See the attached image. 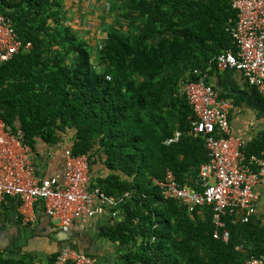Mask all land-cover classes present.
Segmentation results:
<instances>
[{
  "label": "trees",
  "instance_id": "obj_1",
  "mask_svg": "<svg viewBox=\"0 0 264 264\" xmlns=\"http://www.w3.org/2000/svg\"><path fill=\"white\" fill-rule=\"evenodd\" d=\"M112 1L102 21L111 12L115 18L108 20L106 35L93 32L92 40V28L84 26L81 34L75 24L81 15L74 19L64 0H0V15L33 44L0 65L1 117L13 132L22 130L33 154L40 139L49 146L67 139L64 151L89 154L91 172L102 164L107 174L92 172V186L123 198L121 218L102 227L104 237L122 246V263L246 264L251 255L264 260V215L237 223L227 216L225 242L214 237L212 206L190 212L179 198H165L156 182L171 170L180 186H198L209 151L203 137L188 134L195 113L180 89L204 74L214 84L217 56L236 50L229 31L238 19L233 0ZM247 86L264 102L255 86ZM220 96L245 104L241 96ZM178 130L180 139L167 143ZM243 151L264 156V129ZM240 244L245 251L237 250ZM0 264L36 263L24 254L0 255Z\"/></svg>",
  "mask_w": 264,
  "mask_h": 264
},
{
  "label": "built area",
  "instance_id": "obj_2",
  "mask_svg": "<svg viewBox=\"0 0 264 264\" xmlns=\"http://www.w3.org/2000/svg\"><path fill=\"white\" fill-rule=\"evenodd\" d=\"M238 19L229 28L236 50L228 49L216 58L219 69L240 71L245 81L255 86L264 97V0H233ZM33 44L24 43L12 22L0 15V65ZM207 75L181 84V93L192 105L195 119L188 134L203 137L209 160L200 167L198 186H180L174 173L168 170L163 187L165 198H179L193 212L195 208L212 206L214 237L228 242L227 216L233 223L249 222L259 215L264 194V156H247L246 140L232 132L230 112L236 108L230 98L220 96L214 84L206 83ZM183 135L176 131L167 143ZM63 168L55 175L39 173L31 147L24 142L22 130L13 132L0 115V201L15 197L22 201L21 210L39 202L44 211L69 232L81 217L109 215L114 222L121 218L120 200L92 186L89 154L76 155L70 148L63 154ZM128 195V194H127ZM237 250L245 251L244 244ZM53 264H99L95 256L77 251L69 245L57 254ZM246 264H264L262 258L251 255Z\"/></svg>",
  "mask_w": 264,
  "mask_h": 264
},
{
  "label": "crops",
  "instance_id": "obj_3",
  "mask_svg": "<svg viewBox=\"0 0 264 264\" xmlns=\"http://www.w3.org/2000/svg\"><path fill=\"white\" fill-rule=\"evenodd\" d=\"M78 2L79 0H76L73 4L72 0H64L68 9L77 6ZM219 84L223 90L220 89ZM214 85L223 93H226L224 90L256 91L247 86L240 71L231 69H220V76L215 78ZM257 111L259 110L248 107L246 100L243 106L236 105L229 115L232 132L246 141L258 135L264 129V118L259 117ZM69 142L70 140L66 139L64 143L49 146L41 139L38 141L33 155L40 174L50 176L61 171L64 149ZM92 169L95 176L107 174L106 169L102 168L99 162L95 163ZM21 205L22 201L15 197L0 201V255L3 258L21 257L27 254L36 264H49L55 254L69 245L77 251L95 256L99 264H124L120 260L122 246L102 235L103 225L115 223L109 215L81 217L65 235L62 228L46 214L41 203L34 202L27 209V213L21 210ZM259 214L264 215V194L259 205Z\"/></svg>",
  "mask_w": 264,
  "mask_h": 264
},
{
  "label": "rangeland",
  "instance_id": "obj_4",
  "mask_svg": "<svg viewBox=\"0 0 264 264\" xmlns=\"http://www.w3.org/2000/svg\"><path fill=\"white\" fill-rule=\"evenodd\" d=\"M93 0H79L77 3L78 5L75 6L74 8H71L72 14H74L76 17L81 15L80 20H76L75 24L79 26L80 28L77 27V29L80 30L81 34H85L87 32V28H84V26L92 28V33L87 32L89 34L90 39L94 40L95 36L93 35V32L97 34V36L102 37L106 35V28H107V23L112 20V18H115L116 13L111 12V14H106L108 16L107 22L102 21V16H103V10L105 7H107L108 2H113L112 0H95L94 3H92ZM73 4L76 3V0H72ZM116 2H121V0H116ZM102 21V22H101ZM113 21V20H112ZM91 33V34H90ZM3 119V118H2Z\"/></svg>",
  "mask_w": 264,
  "mask_h": 264
},
{
  "label": "water",
  "instance_id": "obj_5",
  "mask_svg": "<svg viewBox=\"0 0 264 264\" xmlns=\"http://www.w3.org/2000/svg\"><path fill=\"white\" fill-rule=\"evenodd\" d=\"M220 89L222 88V86L219 84ZM223 90V89H221ZM226 93H234L236 95H240L242 97H244V99L246 100V105L248 107L254 108L256 110H259L261 112L264 113V102L260 99L259 94L254 91V90H250V91H244V90H240V91H233V90H224ZM64 232L65 235H67V232L62 230Z\"/></svg>",
  "mask_w": 264,
  "mask_h": 264
}]
</instances>
